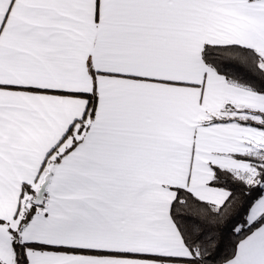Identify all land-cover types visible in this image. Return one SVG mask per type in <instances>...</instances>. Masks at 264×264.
Masks as SVG:
<instances>
[{"label": "snow or ice", "instance_id": "1", "mask_svg": "<svg viewBox=\"0 0 264 264\" xmlns=\"http://www.w3.org/2000/svg\"><path fill=\"white\" fill-rule=\"evenodd\" d=\"M0 264H264V0H0Z\"/></svg>", "mask_w": 264, "mask_h": 264}]
</instances>
